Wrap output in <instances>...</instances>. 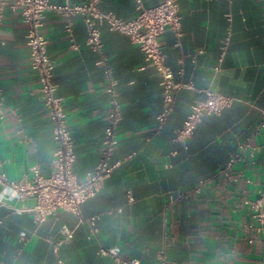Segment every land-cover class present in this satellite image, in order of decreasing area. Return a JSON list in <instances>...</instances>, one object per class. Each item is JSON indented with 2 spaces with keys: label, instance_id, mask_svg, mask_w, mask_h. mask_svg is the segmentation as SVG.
Here are the masks:
<instances>
[{
  "label": "crops",
  "instance_id": "1",
  "mask_svg": "<svg viewBox=\"0 0 264 264\" xmlns=\"http://www.w3.org/2000/svg\"><path fill=\"white\" fill-rule=\"evenodd\" d=\"M162 1L143 0L146 6ZM100 7L126 19L137 14L135 0H103ZM180 13L183 34L167 28L159 36L179 84L162 126L160 75L128 34L105 24L103 49L94 51L81 15L71 18L69 35L66 17L46 14L41 30L75 139V171L84 178L100 159L109 70L122 108L112 157L117 166L83 204L85 217L97 216V233L65 210L37 223L33 196L0 199V264H121L99 253L101 245L142 264H158L161 251L176 264H264V231L247 228L252 210L245 203L264 186V152L253 153L264 143V0H180ZM28 27L8 5L0 28V162L12 179L31 176L34 165L44 175L55 170L57 143L30 63ZM207 89L232 96L233 103L178 138L191 103ZM243 143L249 146L242 160L224 172ZM205 177L212 181L195 191ZM64 224L74 230L71 239H64Z\"/></svg>",
  "mask_w": 264,
  "mask_h": 264
},
{
  "label": "built area",
  "instance_id": "2",
  "mask_svg": "<svg viewBox=\"0 0 264 264\" xmlns=\"http://www.w3.org/2000/svg\"><path fill=\"white\" fill-rule=\"evenodd\" d=\"M102 1L89 0L85 4H72L52 0H0V28L8 5L29 25L27 44L30 51V63L39 75V96L49 112L53 123V137L57 143L53 158L55 170L49 175H44L39 166L34 165L31 176L12 179L1 169L0 162V199L12 200L33 196L35 203L30 209L37 223H43L60 210H65L77 215L80 221L88 222L93 233L98 232L97 216L85 217L83 204L98 193L104 181L111 176L117 166V162H114L112 157L118 142V126L122 119L118 80L109 70L106 87L109 94V114L103 133L101 156L94 169L88 171L84 178H79L75 171V139L67 122L63 99L57 93L58 83L54 80L55 62L49 53L48 39L41 30L46 14L53 12L66 17V30L69 35H72L73 31L71 18L81 15L87 26V44L94 51L103 49V25L106 24L112 30L128 34L132 41L143 49L147 60L156 67L160 75L164 107L158 115L159 126H162L173 110L174 90L179 86L175 81L173 69L166 63V54L162 49L159 36L167 28L172 29L178 37L183 34L180 0H163L154 6H146L143 0H135L137 14L129 19L121 17L113 10L104 11L100 7ZM226 46H223L221 59L224 57ZM232 103V96L207 89L204 98L195 99L191 103L190 111L182 127L177 131V137L181 139L189 137L203 117L221 114ZM259 129L264 130V110ZM248 146V143L241 144L240 150L229 159L224 172L228 173L242 160L243 151ZM256 151L264 152V143L255 145L253 153ZM210 181L212 178L200 179L194 186V190L201 191ZM257 192V198L245 200L252 210V221L247 224V228L263 232L264 186ZM62 232L66 240L74 236V230L65 224L62 226ZM99 253L111 255L121 264H142L138 258L122 257L118 247L101 245ZM158 264L176 263L168 259L164 251H161Z\"/></svg>",
  "mask_w": 264,
  "mask_h": 264
},
{
  "label": "trees",
  "instance_id": "3",
  "mask_svg": "<svg viewBox=\"0 0 264 264\" xmlns=\"http://www.w3.org/2000/svg\"><path fill=\"white\" fill-rule=\"evenodd\" d=\"M205 178H208V177H205Z\"/></svg>",
  "mask_w": 264,
  "mask_h": 264
}]
</instances>
